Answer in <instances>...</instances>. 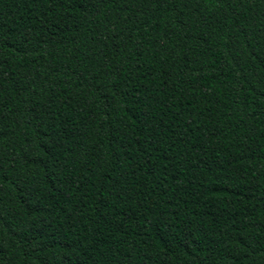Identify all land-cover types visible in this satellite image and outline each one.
I'll return each mask as SVG.
<instances>
[{"label": "trees", "instance_id": "1", "mask_svg": "<svg viewBox=\"0 0 264 264\" xmlns=\"http://www.w3.org/2000/svg\"><path fill=\"white\" fill-rule=\"evenodd\" d=\"M0 264H264V0H0Z\"/></svg>", "mask_w": 264, "mask_h": 264}]
</instances>
